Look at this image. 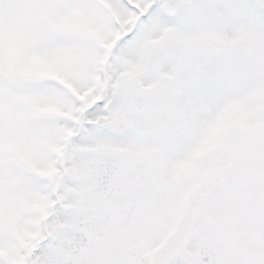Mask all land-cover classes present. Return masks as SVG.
Listing matches in <instances>:
<instances>
[{
    "label": "snow or ice",
    "instance_id": "snow-or-ice-1",
    "mask_svg": "<svg viewBox=\"0 0 264 264\" xmlns=\"http://www.w3.org/2000/svg\"><path fill=\"white\" fill-rule=\"evenodd\" d=\"M0 264H264V0H0Z\"/></svg>",
    "mask_w": 264,
    "mask_h": 264
}]
</instances>
